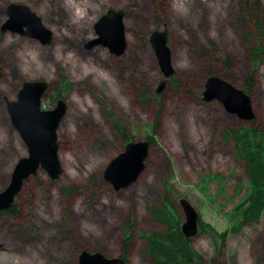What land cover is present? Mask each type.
<instances>
[{"label": "rangeland", "instance_id": "374dc122", "mask_svg": "<svg viewBox=\"0 0 264 264\" xmlns=\"http://www.w3.org/2000/svg\"><path fill=\"white\" fill-rule=\"evenodd\" d=\"M11 3L24 4L42 18L53 33L49 45L2 32ZM258 6L264 8V0H0V193L19 160L28 156L8 102L17 100L24 82L45 81L54 88L64 73L73 83L58 131L62 174L53 180L40 170L24 183L14 201L20 215L0 218V264H79L83 250L119 258L131 217L137 231L163 229L149 209L163 197L164 183L203 222L225 232L220 208L227 205L229 212L239 202L235 188L247 177L234 144L223 139L224 130L249 123L228 113L222 103H206L202 97L212 59L230 56L229 69L219 67L216 75L250 97L254 120L264 128V60H249L247 42L255 27L247 11ZM111 9L125 15L127 48L121 57L102 46L85 47L97 38L94 27ZM155 31L167 33L174 69L169 79L149 40ZM249 79L252 86L246 92ZM143 91L153 97L151 103L139 101ZM50 95L47 91L43 108L52 106ZM107 112L125 124L134 141L146 140L157 116L162 125L144 173L120 191L104 178L108 165L125 150ZM208 175L227 179L225 191L211 184L207 195L201 192L198 185ZM193 245L214 263L264 264V216L239 235L228 236L223 247L219 238L207 234L194 237ZM144 249V240L134 233L128 263L151 264Z\"/></svg>", "mask_w": 264, "mask_h": 264}, {"label": "water", "instance_id": "95a60500", "mask_svg": "<svg viewBox=\"0 0 264 264\" xmlns=\"http://www.w3.org/2000/svg\"><path fill=\"white\" fill-rule=\"evenodd\" d=\"M8 19L2 27V32L29 35L47 46L52 41L53 33L46 28L41 17L24 4L11 3L7 7ZM124 12L109 10L95 25L97 38L86 44V49L92 50L102 46L111 55L121 57L127 48ZM158 65L166 79L174 76L171 60V50L168 47L166 32L155 31L150 36ZM1 78V67H0ZM166 81L160 83L157 94H160ZM49 83L45 81L24 82L18 92L16 101H9L7 108L12 125L21 135L28 148V156L19 160L11 176L8 187L0 193V212L7 211L14 204L24 183L40 170H44L51 179L58 180L62 174L59 159L58 131L66 114L67 105L63 100L57 104L54 111L42 110L41 100L46 94ZM203 101L210 103L218 101L226 111L237 115L242 121L251 123L255 116L250 97L220 77H210L205 83ZM151 144L148 140L132 141L125 146L108 165L104 178L115 191L127 189L137 182L146 169ZM185 222L182 225L183 234L187 238L198 235L200 214L187 201L181 200ZM79 264H124L119 258H107L102 253L82 251Z\"/></svg>", "mask_w": 264, "mask_h": 264}, {"label": "trees", "instance_id": "16d2710c", "mask_svg": "<svg viewBox=\"0 0 264 264\" xmlns=\"http://www.w3.org/2000/svg\"><path fill=\"white\" fill-rule=\"evenodd\" d=\"M247 14L255 23L254 31L247 37V42L251 47L248 58L251 62L258 63L264 60V8L258 6L255 9H249ZM231 63L232 59L230 56L226 57L224 61L214 57L208 69V78L220 77L216 75V70L219 67L229 69ZM251 86L252 80L249 79L245 84L246 92L250 91ZM72 88L73 83L64 73L57 85L54 88L52 87L55 97L61 98L66 97ZM145 94L148 93L143 91L140 94L139 101L142 102L144 98V103H151L153 97L145 96ZM107 115L115 123L116 131L124 140L125 146L134 141L129 138L127 128L121 120L110 112H107ZM161 129L160 116H157L147 129L146 140L150 142L151 146L154 145L155 135ZM223 139L227 143L234 144L235 156L243 164L247 180L235 188L234 194L239 199V202L233 205L232 210L225 212L227 205L220 208V213L227 226L225 232L217 233L214 228L200 219L198 235L207 234L215 240L219 238L222 247L228 236L239 235L245 227L259 223L264 216V128L259 126L254 120L237 128L225 129ZM227 182V179H223L219 175H208L198 186L200 191L207 195L211 184L221 186L224 192V186H226ZM164 186L165 193L163 197L149 209L154 223L163 229L159 231H137L135 219L131 217L124 229V248L120 255L124 260V264H129L127 255L134 233H138V236L144 240V253L151 264H218L205 259L202 254L195 250L193 245L194 238H187L183 234L182 225L184 224V219L179 209L182 197L172 185L164 183ZM68 190L65 189V193ZM212 201L215 202L216 199H212ZM20 212L14 202L10 209L0 212V218L5 215L15 218L20 215ZM102 254L106 256L104 253ZM106 257L108 258V256Z\"/></svg>", "mask_w": 264, "mask_h": 264}, {"label": "flooded vegetation", "instance_id": "af4514ba", "mask_svg": "<svg viewBox=\"0 0 264 264\" xmlns=\"http://www.w3.org/2000/svg\"><path fill=\"white\" fill-rule=\"evenodd\" d=\"M47 91H51V95H50V97L48 98V101H50L51 103H52V106H48L47 108H43V98H44V96H43V98H42V100H41V104H42V110H44V111H54L56 108H57V104H58V102L60 101V100H63L65 103H66V105H67V110H68V103H67V100H66V98L65 97H55V92H54V89H52L51 87H50V84H49V87H48V89H47ZM47 91H46V93H47ZM67 112V111H66ZM65 117V116H64ZM59 145V144H58Z\"/></svg>", "mask_w": 264, "mask_h": 264}]
</instances>
